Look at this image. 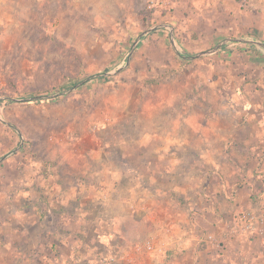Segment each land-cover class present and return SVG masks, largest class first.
Wrapping results in <instances>:
<instances>
[{
	"label": "crops",
	"instance_id": "1",
	"mask_svg": "<svg viewBox=\"0 0 264 264\" xmlns=\"http://www.w3.org/2000/svg\"><path fill=\"white\" fill-rule=\"evenodd\" d=\"M106 1L136 10L147 0ZM171 8L157 10L167 14L159 20L185 26L186 53L199 40L264 42V0H172ZM215 53L223 77L227 57L246 61L234 65L240 76L229 96L213 98L215 109L199 113L194 98L170 96L125 116L106 111L110 121L99 116L96 133L85 125L59 160L6 163L0 264H102L98 251L123 255L120 264L166 263L134 251L146 239L171 249L173 264H264V234L236 223L238 210L264 202V49L231 42ZM209 233L223 243L206 252L198 244Z\"/></svg>",
	"mask_w": 264,
	"mask_h": 264
},
{
	"label": "rangeland",
	"instance_id": "2",
	"mask_svg": "<svg viewBox=\"0 0 264 264\" xmlns=\"http://www.w3.org/2000/svg\"><path fill=\"white\" fill-rule=\"evenodd\" d=\"M146 2H139L141 8L135 10L106 0H0V170L6 163L22 164L25 159L59 160L60 148L80 137L85 125L96 133L103 124L98 123L99 116L103 122L110 121L104 116L106 111L112 118L125 116L144 106L154 109L159 98L177 96L194 98L195 111L201 113L202 107H218L213 98L232 93L229 86L240 76L235 66L246 61L227 57L221 66L229 67L230 73L224 67L223 77L216 53L194 59L179 56L167 27L145 35L121 71L96 76L125 65L141 32L169 23L159 20L166 12L146 9ZM109 14L115 15L117 23L114 19L110 23ZM129 15L134 19L127 20ZM184 29L174 25L173 30L182 55L211 49L220 42L194 41L195 49L186 53ZM82 80V85L72 89ZM56 92L65 93L22 100ZM202 99L209 104L202 105ZM207 242L199 241L200 250L212 251L214 245ZM170 250L162 247L156 253L167 261L163 264H173L167 260ZM111 255L98 251L97 258L100 262Z\"/></svg>",
	"mask_w": 264,
	"mask_h": 264
},
{
	"label": "built area",
	"instance_id": "3",
	"mask_svg": "<svg viewBox=\"0 0 264 264\" xmlns=\"http://www.w3.org/2000/svg\"><path fill=\"white\" fill-rule=\"evenodd\" d=\"M172 0H147L148 8L151 10H159L166 8L168 11L171 8ZM237 224L240 230L251 234H264V202L260 204L258 211L255 209L238 210L236 213ZM205 240L214 244L221 245L223 240L215 234L209 233L205 236ZM162 247L155 246L152 239L147 240L143 244L135 246V252L141 254H148L152 252L161 251ZM123 255L114 254L103 258L102 264H115Z\"/></svg>",
	"mask_w": 264,
	"mask_h": 264
},
{
	"label": "water",
	"instance_id": "4",
	"mask_svg": "<svg viewBox=\"0 0 264 264\" xmlns=\"http://www.w3.org/2000/svg\"><path fill=\"white\" fill-rule=\"evenodd\" d=\"M160 27H167L170 29V34H171V39H172V42H173V46L177 52V54L179 56H182L183 58H186V59H194L196 57H200V56H205V55H209V54H212V53H215L216 51H218L219 49H221L222 47H224L225 45L231 43V42H242V43H249V44H254L256 46H259L261 48L264 49V42L260 41V40H257V39H252V38H249V37H246V36H241V37H227L223 40H221L217 45H215L213 48L211 49H208V50H205V51H202V52H199V53H196V54H193V55H182L179 50L177 49L176 47V39H175V36H174V25L173 24H170V23H165V24H160V25H157V26H154V27H151L147 30H144L143 32H141L138 37L136 38V40L134 41V44L129 52V57L127 59V62L125 65H122L120 66L116 71L114 72H106L104 74H98L96 76H99V75H109V74H116L118 73L119 71H121L130 61L131 59V55L133 54V51L134 49L136 48V46L138 45V43L141 41V39L151 33L152 31L160 28ZM92 78L94 76H91ZM90 77V78H91ZM85 82V80H82L81 82H79L78 84H76L72 89H75L77 87H79L80 85H82L83 83ZM62 93H65V92H56V93H52V94H49V95H43V96H33V97H26V98H23L22 100L24 101H32V100H36V99H43V98H50V97H53V96H58ZM12 100H17L16 98H10ZM12 125V124H11ZM6 158V156H4L2 159Z\"/></svg>",
	"mask_w": 264,
	"mask_h": 264
}]
</instances>
